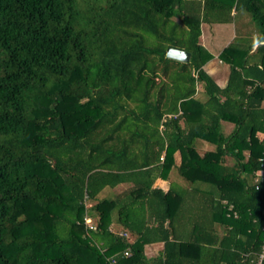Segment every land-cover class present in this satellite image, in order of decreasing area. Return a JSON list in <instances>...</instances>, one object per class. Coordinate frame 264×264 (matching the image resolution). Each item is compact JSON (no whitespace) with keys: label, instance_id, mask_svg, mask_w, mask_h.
Here are the masks:
<instances>
[{"label":"trees","instance_id":"16d2710c","mask_svg":"<svg viewBox=\"0 0 264 264\" xmlns=\"http://www.w3.org/2000/svg\"><path fill=\"white\" fill-rule=\"evenodd\" d=\"M242 10L258 34L221 50L220 87L203 68L212 55L200 26ZM261 41L260 0H0V264H255ZM199 139L214 149L200 154ZM177 150L189 185L153 186ZM155 242L162 250L147 258Z\"/></svg>","mask_w":264,"mask_h":264},{"label":"crops","instance_id":"0c3cea01","mask_svg":"<svg viewBox=\"0 0 264 264\" xmlns=\"http://www.w3.org/2000/svg\"><path fill=\"white\" fill-rule=\"evenodd\" d=\"M260 1H262L264 5V0ZM200 29V43L212 55V57L203 65V68L208 74L211 75L217 85L222 87L226 84L227 81V77L229 74V64L219 58V53L236 37V35H245L251 33L253 36H256L258 34L257 24L254 22L247 11L242 10L241 14H237L236 19L231 22H202ZM261 42L263 43L264 41ZM256 45L257 44H254L251 50H255ZM195 96L201 101L205 100V98L207 97L202 84L197 85ZM233 128V123L229 121H221V132L224 133V135L229 134L233 130ZM196 149L200 154H202L204 151L214 149V145L208 141L199 139L196 142ZM173 159L174 163L169 166V170L167 171L166 175L159 176L155 180L153 186L159 187L163 190H167L171 182H177L182 186L189 185V182L179 174L177 169V165L180 162V152L178 150L174 152ZM123 186L124 185L120 184L118 187L112 190H120L123 188ZM107 191L111 190L109 189ZM110 228L117 232H128L116 223H112ZM129 235L130 239L132 240L133 236L130 233ZM162 247V242L145 244V256L147 258L156 257L162 250Z\"/></svg>","mask_w":264,"mask_h":264},{"label":"built area","instance_id":"2783aa9c","mask_svg":"<svg viewBox=\"0 0 264 264\" xmlns=\"http://www.w3.org/2000/svg\"><path fill=\"white\" fill-rule=\"evenodd\" d=\"M170 116H173V115L169 114L168 117H170ZM162 158H163V156L160 157L161 160H162ZM260 161H261V167H260L259 170H257L255 172V177H254V181L257 182V183L260 182V181H264V153H263V156L260 158ZM85 198H86V196H85ZM84 203H85L86 207L89 205L86 201H84ZM232 207L233 206L231 204L228 205V209L229 210H231ZM232 214L235 215V216L237 215V213L235 211H233ZM84 222H85L86 226H88V228H90V229L94 228V223H93L92 219L88 215H85ZM263 224H264V221H263ZM263 228H264V225H263ZM118 234L123 235L126 238L130 239L129 233L126 232V231L118 232ZM124 254L126 256H129L130 255L129 249H126ZM263 261H264V240H263L262 250H261V252L259 254V257H258V260L256 261L255 264H263Z\"/></svg>","mask_w":264,"mask_h":264},{"label":"water","instance_id":"95a60500","mask_svg":"<svg viewBox=\"0 0 264 264\" xmlns=\"http://www.w3.org/2000/svg\"><path fill=\"white\" fill-rule=\"evenodd\" d=\"M166 55L170 58L187 62L189 60L190 54L187 51L176 49V48H169L167 50Z\"/></svg>","mask_w":264,"mask_h":264},{"label":"rangeland","instance_id":"374dc122","mask_svg":"<svg viewBox=\"0 0 264 264\" xmlns=\"http://www.w3.org/2000/svg\"><path fill=\"white\" fill-rule=\"evenodd\" d=\"M226 124H228V123H226ZM224 126V125H223Z\"/></svg>","mask_w":264,"mask_h":264}]
</instances>
